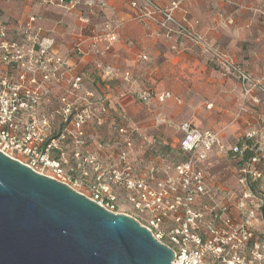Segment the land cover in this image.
<instances>
[{
	"label": "built area",
	"instance_id": "obj_1",
	"mask_svg": "<svg viewBox=\"0 0 264 264\" xmlns=\"http://www.w3.org/2000/svg\"><path fill=\"white\" fill-rule=\"evenodd\" d=\"M33 1L67 6L65 0ZM142 1L147 9L144 15L156 19L162 28L177 30L200 45L225 75H232L241 83L246 96L254 90L264 94V77L253 78L227 54L209 44L187 19L175 17L180 1H173L169 7H162L154 0ZM79 3L80 0H71L68 4L72 8ZM131 4L136 7L139 3L133 0ZM89 21L88 17L83 18L84 23ZM117 38L114 27L106 24L100 32L93 31L87 48L81 40L72 51L61 55L55 52V38L47 35L41 15L8 19L0 9V151L73 188L70 174L64 168L67 159L50 155L59 148L51 137L47 119L37 117V107L49 99L51 85H64L68 75L74 90L83 85L87 73L78 71L72 58L105 55ZM101 44L105 46L102 48ZM116 74L117 70L108 66L102 76ZM122 77L128 83H135L129 71ZM133 92L134 98L141 102L154 97L163 102L172 95L148 90ZM92 96L76 94L74 99L88 100ZM70 98L64 94L58 96L63 102ZM71 106L68 104V111ZM76 115L82 119L81 123L86 122L82 114ZM179 129L182 137L177 148L184 157L180 162L151 166L146 176L137 174L140 175L137 179L130 178V173L118 177L113 169L112 183H103L98 177L97 182L89 185V194L73 189L113 213L133 217L156 240L174 251L172 264H264V230L259 223L264 225V199L260 204L262 193L256 189L263 172L257 155L244 159V153L253 150L248 141L256 132L247 133L243 142L233 145L222 140L220 131L202 130L190 122L180 123ZM131 130L126 125L117 127L128 147L133 146L130 134L137 129ZM132 150L118 153L114 164L126 162ZM213 153L229 154L237 159L236 184L232 188L226 189L216 182L217 177L212 174ZM119 183L125 193L121 199L111 185Z\"/></svg>",
	"mask_w": 264,
	"mask_h": 264
},
{
	"label": "crops",
	"instance_id": "obj_2",
	"mask_svg": "<svg viewBox=\"0 0 264 264\" xmlns=\"http://www.w3.org/2000/svg\"><path fill=\"white\" fill-rule=\"evenodd\" d=\"M65 1L67 6L0 0V9L8 19L41 15L47 35L55 38V52L61 55L72 51L81 40L87 48L93 31L100 32L106 24L112 25L118 38L105 55L71 60L77 63L79 71L89 67L101 70L103 75L102 71L109 66L117 70L115 76L108 77L110 80L129 71L143 90L171 93L163 102L154 97L148 106L137 104L130 95L115 97L113 102L115 107L144 110L148 118L156 117L160 122L158 129L171 130L172 147L178 146L182 137L179 125L186 121L202 130H220L226 144L250 129L261 128L264 133V123L263 127L256 126L257 118L262 117L264 122V94L254 90L244 96L241 83L217 69L200 45L144 15L147 9L142 0H138L136 7L131 4L133 0H80L72 8L68 4L71 0ZM154 1L162 7L180 1L175 11L178 20L187 19L209 44L227 54L253 78L264 77V0ZM84 17L89 18V23L83 22Z\"/></svg>",
	"mask_w": 264,
	"mask_h": 264
},
{
	"label": "water",
	"instance_id": "obj_3",
	"mask_svg": "<svg viewBox=\"0 0 264 264\" xmlns=\"http://www.w3.org/2000/svg\"><path fill=\"white\" fill-rule=\"evenodd\" d=\"M133 217L0 151V264H172Z\"/></svg>",
	"mask_w": 264,
	"mask_h": 264
},
{
	"label": "rangeland",
	"instance_id": "obj_4",
	"mask_svg": "<svg viewBox=\"0 0 264 264\" xmlns=\"http://www.w3.org/2000/svg\"><path fill=\"white\" fill-rule=\"evenodd\" d=\"M211 62L213 65H217L213 61ZM77 69L80 70L79 67ZM217 69L220 68L217 67ZM81 71L86 72L87 76L79 89L74 90L71 85V76L68 75L64 85H51L49 99L41 102L36 111L37 117L47 119L50 124L51 137L55 139L54 144L59 148L58 151H51L50 155L58 159L62 157L67 159L68 164L64 168L70 174V184L74 189L89 194V185L97 182L98 177L103 183H112L110 176L113 175L111 173L113 169L117 170L118 177L123 178V176H127L126 173H130V178L137 179L140 177L137 174L142 168L147 170L151 166L164 167L169 162H180L184 158L179 154L177 147H172L169 144L172 141L171 130L165 131L157 128L160 122L156 117L148 118L149 115L145 114L144 110L132 111L127 107L122 109L119 106H114L115 97L125 94L134 98L133 91L145 88L138 86L136 82L128 83L121 76L111 80L103 78L100 74L101 70L88 67ZM146 90L154 91L150 88H146ZM86 93L93 95L92 99L75 101L76 94ZM62 94L71 97L69 101L59 100L58 96ZM244 96L246 95L244 94ZM139 102L141 101L136 100L137 104ZM141 103L148 106L149 101ZM68 104L72 105L69 111ZM243 105L245 107L247 103L244 101ZM77 113L82 114L83 120L86 122L81 123L82 119H77ZM66 117H68V121L65 122ZM262 119V117L257 118L256 126L263 127ZM78 122L81 124L80 126H78ZM121 125H126L129 131L137 129L130 134V141L133 142L132 147L126 146L125 137L117 131V127ZM142 127L145 130L141 129ZM252 131H255L256 134L251 139L250 145L254 155L260 159V169L263 172L256 186V189L262 193L259 197L261 204L264 199L261 197L264 196V133L261 128L250 129L234 138L231 144L243 142L246 134ZM131 149L133 150L129 156L127 155L126 162L114 164L111 155L117 157L118 153ZM211 158L212 160L218 159L212 168V174L217 177L216 182L226 189L235 186L237 159L229 154H220L219 156L217 153ZM124 172L125 174L122 175ZM46 173L49 172L46 171ZM111 185L114 186L113 189L121 199L125 194L122 184ZM120 202L123 205L121 200ZM259 223L260 229L264 230V225L260 221Z\"/></svg>",
	"mask_w": 264,
	"mask_h": 264
},
{
	"label": "trees",
	"instance_id": "obj_5",
	"mask_svg": "<svg viewBox=\"0 0 264 264\" xmlns=\"http://www.w3.org/2000/svg\"><path fill=\"white\" fill-rule=\"evenodd\" d=\"M248 143L251 144V141H248ZM253 155H254V152L252 150H247L244 153V159H247L248 157L253 156Z\"/></svg>",
	"mask_w": 264,
	"mask_h": 264
},
{
	"label": "flooded vegetation",
	"instance_id": "obj_6",
	"mask_svg": "<svg viewBox=\"0 0 264 264\" xmlns=\"http://www.w3.org/2000/svg\"><path fill=\"white\" fill-rule=\"evenodd\" d=\"M111 157L113 158V161L116 160V157H114V155H111ZM139 174H141L142 176H146L147 172H146L145 169L142 168V169H140V173Z\"/></svg>",
	"mask_w": 264,
	"mask_h": 264
}]
</instances>
